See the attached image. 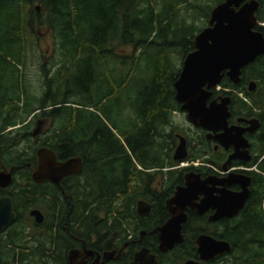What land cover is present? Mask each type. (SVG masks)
Returning a JSON list of instances; mask_svg holds the SVG:
<instances>
[{
    "label": "trees",
    "instance_id": "16d2710c",
    "mask_svg": "<svg viewBox=\"0 0 264 264\" xmlns=\"http://www.w3.org/2000/svg\"><path fill=\"white\" fill-rule=\"evenodd\" d=\"M220 1L0 0V86H11L16 102L23 101L15 103L19 114L9 123L48 105L52 133L81 159L80 171L65 177L61 189L45 184L48 234L37 238L33 261L16 264H50L43 246L69 239L61 225L77 237L93 232L99 241L114 229L125 231L122 221L133 218L136 189L147 176L142 169L172 164L166 162L167 134L175 127L171 111L179 110L172 83ZM257 2L255 28L264 36V0ZM39 26L51 32L55 46L34 87L26 37ZM51 67L55 70L46 74ZM64 73V86L55 85ZM249 81L252 91L246 88ZM218 86L213 95H229L232 116L258 121L251 163L257 171L250 173L249 194L236 216L224 221L223 230L209 232L230 250L205 264H264V53L240 69L238 83L224 75ZM42 190L35 185L33 192ZM195 234L189 232V241ZM192 247L184 237L160 257L161 264H181L194 256ZM9 256L10 249L3 260ZM55 264L63 263L57 258Z\"/></svg>",
    "mask_w": 264,
    "mask_h": 264
},
{
    "label": "flooded vegetation",
    "instance_id": "af4514ba",
    "mask_svg": "<svg viewBox=\"0 0 264 264\" xmlns=\"http://www.w3.org/2000/svg\"><path fill=\"white\" fill-rule=\"evenodd\" d=\"M29 88L31 91H36L32 86H29ZM212 89L218 91L220 88L217 85ZM13 94L14 91L11 89V86L5 89H2L0 86V173L2 174V178H0V199L5 198L9 200L11 213V218L0 226V254L2 255L0 260L4 262L2 263L0 261V264H5V262H13L16 264L18 260L24 263L33 261L34 249L35 246H38L37 238L47 235L51 225L49 219L51 212L48 204L50 195L46 192L48 188L45 184L49 183L61 189L60 184L65 177L77 174H68L60 178L58 185L47 178H43L41 181H35L32 175L33 171L38 167L37 150L40 148L51 150L54 153L56 161L79 157L72 152L69 142L61 141L59 137H55L54 133H52L53 123L49 119V116H47L48 110L52 107L48 105L43 108H36L22 120L19 121L18 117L15 124H10V119L16 116V114H19L18 110H16L18 105L23 103L21 100L16 102V96ZM217 96L222 95H213L212 90L209 98L213 99ZM177 111L181 112L185 118L182 111ZM174 112L176 111H171V115ZM44 114L46 116H43ZM237 118L244 117L232 116L229 111L227 124L247 127L245 122L237 121ZM250 118L252 117L244 119ZM172 122L175 127L167 134L169 136L166 148V162H172V164L162 167L152 165L148 169H142L147 176L139 183L136 189L140 195L134 200L133 218H128L124 220L125 222L122 221L125 231L114 229L103 240L99 241L93 232L87 234L85 238L77 237L68 228L61 225L59 228L63 231L62 236L68 237L69 239H60L58 243L49 245L48 248L43 246L46 261H49L50 264H55V259L60 258L63 264H69L67 255L70 251H73L74 256L72 254V261L74 260V263L129 264L132 262L134 254L144 247L149 253L153 254L157 263L161 264L160 257L167 254L184 237L187 239L188 249L189 244L193 246L194 256H188L181 264L186 260H192L195 264H205L210 260L215 261L216 257L222 255L219 254L211 259L200 260L196 252L195 238L198 234H206L216 238L209 234V232L223 230L224 221L235 217L242 207L231 217L222 216L211 220L209 217L215 213L216 209L208 207L198 212L193 205L200 202L204 196V192H207L210 196L218 197L222 194L221 192H225L222 190L223 188L230 192L239 191L240 184L238 182L230 183L227 186L220 184L230 172L241 173L249 177V194L250 173L257 171L255 164L251 163L254 156L252 153V142L258 127L252 131L243 132L242 136L246 139L248 145L245 148V153L244 149L240 146L234 145L236 147L235 150L231 144L226 147L220 145L212 138L213 134H209L206 130L192 126L188 121L186 128L175 124L174 121ZM181 138L183 140H180ZM179 141H182L185 150V156L181 161L173 158L175 148ZM63 143L68 144V146L60 148ZM58 149L61 151L57 153ZM233 153L234 157L227 161L226 169H223V163L226 161L228 155ZM193 154H197L195 158H192ZM181 162H185L186 164L181 166ZM137 168L140 167L138 166ZM190 173L198 174L200 180L209 177L208 179L213 181V183L210 184L207 182L200 185L201 187L197 188L198 192L190 202L188 191V204L183 209L184 220L180 224L182 240L174 244L171 249L161 252L157 249L156 229L165 223L171 215L166 208V200L173 195L177 186L185 185L189 188ZM35 185L38 188L42 185V194H34ZM60 195L61 199L66 198V194L62 190H60ZM138 200L143 202L139 207V213L136 211V202ZM171 206H174V204H171ZM34 211H37L38 214L36 213L35 215ZM36 217L40 220L36 221ZM127 227L135 229L137 231L136 235L131 234V229L127 230ZM189 232L196 233L190 241ZM108 238L110 239L109 241H107ZM105 240L107 241L106 243ZM8 249H10L11 256L6 258L7 260H3ZM22 254H25V256H22Z\"/></svg>",
    "mask_w": 264,
    "mask_h": 264
},
{
    "label": "water",
    "instance_id": "95a60500",
    "mask_svg": "<svg viewBox=\"0 0 264 264\" xmlns=\"http://www.w3.org/2000/svg\"><path fill=\"white\" fill-rule=\"evenodd\" d=\"M257 7V0H222L215 4L209 12L207 25L194 36L193 49L182 59L178 75L172 83L174 100L179 104V110L184 113L186 121L194 127L213 134L212 138L220 145L226 147L231 144L235 150V146H240L245 153V148L248 145L242 134L244 131L256 129L258 127L257 119L255 117L236 119L245 122L247 127L228 125L229 96L222 95L213 99L209 97L212 94V88L218 85L224 75L231 83H238L240 69L264 53V36L261 31L255 28ZM246 88L248 91H252L254 82L249 81ZM67 146L68 144L63 143L60 148ZM60 151L58 149L57 153ZM36 153L38 167L32 175L35 181L47 178L58 185L60 178L80 171L81 160L79 157L56 161L51 150L40 148ZM184 156V145L182 141H179L173 158L181 161ZM232 157H234V153L228 155L222 165L223 169H226V163ZM1 176L0 173V178H2ZM189 176L191 177L189 178V188L185 185L177 186L173 195L166 200L165 205L171 215L165 223L156 229L157 249L161 252L171 249L174 244L182 240L180 224L184 220L183 209L188 204V191L190 202L198 192L197 188L201 187L200 185L207 182L213 183L208 179L209 177L200 180L198 174L190 173ZM235 182L240 184L239 191L230 192L223 188L222 190L225 192H221L222 194L218 197L210 196L204 192L203 198L193 207L198 212L208 207L216 209L215 213L209 217L211 220L222 216L231 217L244 204L248 195L249 177L241 173L230 172L220 184L227 186ZM142 203L141 200L136 202L138 213ZM34 212L35 215L38 214L37 211ZM9 218H11L9 200L0 199V226L5 224ZM35 219L36 221L40 220L37 217ZM109 240L108 238L107 241ZM107 241L105 240V243ZM195 244L200 260L211 259L230 250L228 242L206 234H198ZM72 254L74 256L73 251H70L67 255L69 264H80L72 261ZM129 264L158 263L153 254L142 247L134 254L133 260ZM183 264H195V262L186 260Z\"/></svg>",
    "mask_w": 264,
    "mask_h": 264
},
{
    "label": "rangeland",
    "instance_id": "374dc122",
    "mask_svg": "<svg viewBox=\"0 0 264 264\" xmlns=\"http://www.w3.org/2000/svg\"><path fill=\"white\" fill-rule=\"evenodd\" d=\"M200 1H206V0H200ZM39 11V10H38ZM191 18V14H189V17L187 20ZM197 25H200L199 21H196ZM33 34L28 35L27 38V63H28V75L30 76L31 82L33 83L32 86L35 87L36 80L41 83L40 80H38L40 75L42 74L41 68L47 66V59L52 54V48L55 46L54 38L51 34V32L45 27V26H39L36 27ZM55 57V56H54ZM46 63V64H44ZM55 70V67H51L49 71H47L46 74H52V72ZM66 76V73H64V76L60 78L55 85H60V87L64 86V77ZM40 79V78H39ZM60 83V84H59ZM54 85V86H55ZM99 91H102L100 89ZM56 92V91H55ZM61 93H64V91H61ZM99 114V112H98ZM172 121L175 122V124H178L182 128L188 125L186 119L182 115L181 112L176 111L172 115ZM122 116L118 114L117 120H120ZM106 123L110 124L106 121ZM166 130V129H165ZM263 261H264V253H263Z\"/></svg>",
    "mask_w": 264,
    "mask_h": 264
},
{
    "label": "built area",
    "instance_id": "2783aa9c",
    "mask_svg": "<svg viewBox=\"0 0 264 264\" xmlns=\"http://www.w3.org/2000/svg\"><path fill=\"white\" fill-rule=\"evenodd\" d=\"M185 164H186L185 162H181V163H180L181 166H183V165H185Z\"/></svg>",
    "mask_w": 264,
    "mask_h": 264
}]
</instances>
